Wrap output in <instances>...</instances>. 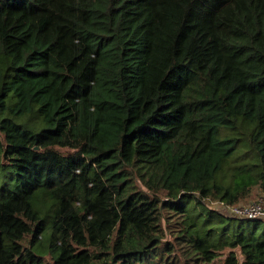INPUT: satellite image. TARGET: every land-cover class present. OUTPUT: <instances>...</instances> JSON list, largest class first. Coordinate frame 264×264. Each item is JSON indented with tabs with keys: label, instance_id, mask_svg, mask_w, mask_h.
Here are the masks:
<instances>
[{
	"label": "trees",
	"instance_id": "trees-1",
	"mask_svg": "<svg viewBox=\"0 0 264 264\" xmlns=\"http://www.w3.org/2000/svg\"><path fill=\"white\" fill-rule=\"evenodd\" d=\"M4 168L0 264H264V0H0Z\"/></svg>",
	"mask_w": 264,
	"mask_h": 264
},
{
	"label": "rangeland",
	"instance_id": "rangeland-1",
	"mask_svg": "<svg viewBox=\"0 0 264 264\" xmlns=\"http://www.w3.org/2000/svg\"><path fill=\"white\" fill-rule=\"evenodd\" d=\"M63 151H67V150H63ZM16 184H17V179L14 176V172L10 168L0 169V194L2 196L8 195L14 189V187L16 186ZM3 186H4V188L1 190V188ZM261 199H262V193L260 192L259 189H255L254 193L251 194V197L247 200V202H251V203H253V202H259ZM36 202L37 203H40L43 206H46L48 204V202L46 200L44 201V200H41V199H38ZM183 202L186 203L187 200L186 201L184 200ZM210 206L213 207V208H215V209L219 208L216 203H212V204H210ZM189 209L192 210V211H194V212H198V211H200L202 209V207H198L195 204H190L189 205ZM222 211L225 212L224 210H222ZM235 222H237V223H246V222H249V223H246V224H249L251 226H253V224L255 223L254 220H246V219H243V218H239ZM260 224L261 225H264V222L261 221ZM166 239L169 240V241H172L173 240L172 239V236H169ZM165 250H166V248H160L159 249V251H158L159 257L160 256H163L166 253ZM228 252H229L228 250H226L225 252H223L218 257V259L213 262V264H215V262L216 263H219V264H223L224 263V260H225V258L227 256V254H228ZM182 253H183V251L181 249H179L178 250V253H176V256H177V259H178L177 262H181V260L183 262L184 261L183 257L186 258L187 260L194 257L192 253H189V250H188V253H185V254H182ZM237 253L239 254V251L238 250H237ZM45 257H46L45 258L46 264H53L54 263V261L50 258L49 255H46ZM180 257H181V260H180Z\"/></svg>",
	"mask_w": 264,
	"mask_h": 264
},
{
	"label": "built area",
	"instance_id": "built-area-1",
	"mask_svg": "<svg viewBox=\"0 0 264 264\" xmlns=\"http://www.w3.org/2000/svg\"><path fill=\"white\" fill-rule=\"evenodd\" d=\"M216 204L221 210L227 211L230 214L237 217H242L246 219L264 218L263 200L253 203L245 202L243 204L234 205V206H228L222 202Z\"/></svg>",
	"mask_w": 264,
	"mask_h": 264
}]
</instances>
